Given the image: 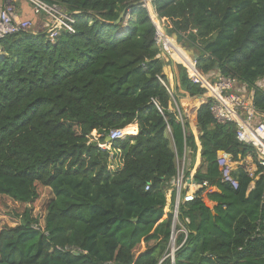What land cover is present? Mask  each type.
Segmentation results:
<instances>
[{"label":"trees","instance_id":"obj_1","mask_svg":"<svg viewBox=\"0 0 264 264\" xmlns=\"http://www.w3.org/2000/svg\"><path fill=\"white\" fill-rule=\"evenodd\" d=\"M42 1L71 15L73 33L53 43L40 32L0 40V217L14 224L0 231V264H159L183 157L189 171L198 159L193 181L217 192L206 196L212 207L202 188L181 206L188 237L175 264H264V169L250 178L242 167L221 168L219 153L239 163L254 150L237 141L234 123L214 120L210 104L196 112V135L177 120L176 107L204 90L157 58L142 0ZM152 9L197 56L200 74L235 79L264 115V0H157ZM126 128L131 135L110 143L121 154L110 170L99 145ZM44 189L52 200L40 224Z\"/></svg>","mask_w":264,"mask_h":264},{"label":"built area","instance_id":"obj_2","mask_svg":"<svg viewBox=\"0 0 264 264\" xmlns=\"http://www.w3.org/2000/svg\"><path fill=\"white\" fill-rule=\"evenodd\" d=\"M13 1L14 0H9L3 7H1L0 40L19 32L30 34L40 32L46 36L49 42L53 43L56 38L60 36L61 32L73 33L72 24L74 21L71 15L66 14L59 7L48 5L42 0H25L31 7L32 15L42 20L40 26L35 28L32 21L19 18ZM142 1L143 6L146 7L148 5L151 6L153 2L157 0ZM151 20L156 28L155 42L160 53L157 58L164 59L166 62L169 60L172 61V58H170L171 53L172 56L174 55V51L171 48L172 40L169 39L168 34L163 32L160 23L155 17L154 19L151 18ZM180 51L183 58L178 59V64L186 70L188 80L193 85L203 89L204 94L197 98L196 103H193L190 99L187 100L185 104L187 109L183 107L182 111H180L176 107L177 120L182 125L184 122H187L194 135H196V127L192 128L191 123L194 124L196 122L197 110L202 105L210 104V112L214 120L221 125L234 123L236 125L237 141L241 144L252 147L254 150V158L247 156L240 160L239 163H231L224 160V163L221 164V168L225 166L227 170H235L237 167H242L249 177L252 178L257 171V166L263 167L264 169V115L258 114L253 109L251 95L247 94V90L244 87H239L237 84L238 82L235 79L225 78L217 74L203 76L197 70L196 60L188 57L183 49H180ZM168 86L169 91L174 89L173 74L171 80H168ZM173 104L175 105L174 100ZM126 136V129H124L112 130L107 137L113 142L115 140L124 139ZM104 145L106 144L99 145V148L103 151L106 150ZM110 156V163H112V160L115 157L111 153ZM181 165L184 170V157L181 160ZM179 166V160L177 159L178 171L172 184L174 190L173 200H171L170 197L168 198L166 208V215L170 214L172 217L171 233L167 249L159 261V264H175V255L187 240L188 232L178 219L181 206L192 203L197 198V193L201 188L203 189L201 194L203 201L207 200V194L217 192L215 187L208 186L207 183H203L202 185L196 184L192 179L195 172L194 169L187 171L190 175L189 178L186 179V174L183 170L179 173ZM262 174L264 175V173ZM180 234L183 236V239L178 243V236Z\"/></svg>","mask_w":264,"mask_h":264},{"label":"rangeland","instance_id":"obj_3","mask_svg":"<svg viewBox=\"0 0 264 264\" xmlns=\"http://www.w3.org/2000/svg\"><path fill=\"white\" fill-rule=\"evenodd\" d=\"M149 16H150V18L154 19L153 13H151ZM161 22H162L163 27H166L167 29H170L171 26L169 25V23L167 21L161 20ZM168 37H169L170 40H172V44L175 46V48L177 50V54H180L178 57H175L174 55L172 56V53H171V57L170 58H172L173 62L178 64V59L183 58L182 57L183 55H182L180 49H183L185 51V53L187 54V56L191 57L190 54H188L187 49L185 47H183L181 44L177 43V41L174 40L172 37H170V36H168ZM171 72L172 71H171L170 67H166L165 70H164V74L168 75V80L169 81L171 80V76H172ZM258 86L264 88V81H259L258 82ZM190 101H192L193 103H196L197 102V98H191ZM186 102L182 105V108L184 107V108L187 109V107L185 106ZM127 129L128 128H126V130ZM129 135H131V134H129ZM92 136H93V138H97L96 133L93 134ZM104 148H106L105 151H109V153L114 155L115 158L112 160V164H114L113 167L117 166L120 163V159H121L120 152L119 151H112L111 147H110V144L104 145ZM179 164H180L179 173H181L182 170H183L182 165H181V161H179ZM198 165H199V162H198V159H197L195 167H194V170L198 167ZM109 169L113 170L111 168V166H109ZM188 170H189V166H188V163H186L185 166H184V170L183 171H184V173H186ZM51 200H52V195H51L50 191L48 189H44L42 191V193H41V198H40L38 204L36 205V207L34 209V215L37 217V219L39 220L40 224L42 222V217L44 215V212H45V210H46V208H47V206H48V204H49V202ZM204 201L209 207H211L210 204L207 202V200H204ZM6 210L9 211V212H14L16 210V207L14 205H11V204L10 205H6ZM13 226H14V224L7 217L6 218L5 217H0V231L5 229V228H7V227H13Z\"/></svg>","mask_w":264,"mask_h":264},{"label":"crops","instance_id":"obj_4","mask_svg":"<svg viewBox=\"0 0 264 264\" xmlns=\"http://www.w3.org/2000/svg\"><path fill=\"white\" fill-rule=\"evenodd\" d=\"M8 1L9 0H1V6L3 7L6 4V2H8ZM13 3L15 5V7H16L17 15L19 16V18L26 19V20H31L33 22V25H34L35 28H38L40 26V23L42 22V20H40L39 18H36V17H34L32 15L31 7L25 0H14ZM151 8H152V6H150V5L146 6V9H147L149 15L151 13H153ZM165 75H166V77L168 79V75L167 74H165ZM133 127L135 128V130L133 132L134 134H132V135H136L137 134V126L134 125ZM191 127L195 128L196 127V122L194 124L191 123ZM113 165L114 164L110 163V166L113 168V171L116 170L118 167H120L119 164L117 166H115V167H113ZM210 206L212 207V204H210Z\"/></svg>","mask_w":264,"mask_h":264},{"label":"water","instance_id":"obj_5","mask_svg":"<svg viewBox=\"0 0 264 264\" xmlns=\"http://www.w3.org/2000/svg\"><path fill=\"white\" fill-rule=\"evenodd\" d=\"M141 3L143 4V1H142ZM151 6H152V5H151ZM151 10L153 11L152 8H151ZM126 12H127V10H125V11L122 12V14L119 16L118 20L115 22V24H120V23H121V20H122L123 18H127V17L130 16V12H127V13H126ZM153 16H154L155 19L160 23L163 32H164L165 34H167V28L162 26L161 20H159V19L155 16L154 11H153ZM172 38H173L174 40L177 41V36L173 35ZM0 50H1V49H0ZM187 52H188V54H190L191 58H193L194 60L197 61V56H196L192 51L187 50ZM103 134H104V131H103V130H100V131H98V132L96 133V135H97L98 137H99V136H102ZM104 143H106V144H110L111 141L109 140L108 137H106ZM219 158L222 159V160H227V161H229V162H231V159H232L231 156L226 155L225 153H219Z\"/></svg>","mask_w":264,"mask_h":264},{"label":"bare ground","instance_id":"obj_6","mask_svg":"<svg viewBox=\"0 0 264 264\" xmlns=\"http://www.w3.org/2000/svg\"><path fill=\"white\" fill-rule=\"evenodd\" d=\"M171 48L173 49V51H174V56L175 57H178L180 54H177V50H176V48H175V46L173 45V44H171ZM177 55V56H176ZM126 133H127V130H126ZM128 134V133H127Z\"/></svg>","mask_w":264,"mask_h":264}]
</instances>
